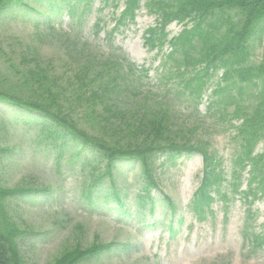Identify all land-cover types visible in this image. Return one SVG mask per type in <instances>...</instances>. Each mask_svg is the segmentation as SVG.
Returning <instances> with one entry per match:
<instances>
[{"label": "rangeland", "instance_id": "374dc122", "mask_svg": "<svg viewBox=\"0 0 264 264\" xmlns=\"http://www.w3.org/2000/svg\"><path fill=\"white\" fill-rule=\"evenodd\" d=\"M23 1L37 13L13 7L0 15V77L13 81L14 66L37 60L50 65L49 75L64 88L84 68L90 75L102 73L114 52L136 65L139 73L129 75L105 99L123 104L124 112L135 111V122L142 120L141 114L167 115L173 139L201 144L217 156L227 195V202L216 196L210 212L198 220L190 202L201 178V156L183 155L172 163L161 156L155 160L158 188L142 207L138 196L143 181L137 163L116 162L114 186L103 176L93 187L105 167L95 152L87 148L78 153L77 143L49 139L44 120L0 103V186L23 192L1 203L0 221L7 220L17 229L15 241L23 264H54L66 251L95 245L106 249L80 264H264V244L251 245L253 235L264 236V198L257 196L248 204L251 199L245 201L242 193L233 194L229 188L233 173L240 169L236 128L241 120L234 117L232 102L252 110L259 102L261 84L214 94L224 87L219 70L201 99L193 100L182 85L192 68L180 58L174 63L167 57L169 45L163 52L146 45L145 34L156 21L144 8L111 38L108 34L125 0L118 1L117 10L104 0ZM98 22L103 30L96 35ZM182 29L173 22L166 31L172 38ZM258 39H253L255 65L262 63L264 54V35L260 43ZM85 106L76 103L79 119H85ZM83 127L99 131L87 121ZM253 155L262 156L264 163V139ZM248 171L249 167L239 175V192L247 189ZM114 189L120 204L114 201Z\"/></svg>", "mask_w": 264, "mask_h": 264}, {"label": "trees", "instance_id": "16d2710c", "mask_svg": "<svg viewBox=\"0 0 264 264\" xmlns=\"http://www.w3.org/2000/svg\"><path fill=\"white\" fill-rule=\"evenodd\" d=\"M118 1L104 0L105 5L112 3L114 10L118 9ZM123 4L108 35L112 38L119 28L134 22L137 13L144 8L156 21V26L145 34L146 45L156 52H163L165 46L169 45L171 51L167 57L174 63L180 58L185 67L192 68L189 78L182 82L184 92L191 99H201L206 85L219 70H222L224 87L214 94L225 93L236 86H240L241 90L243 85L256 87V83L261 84L259 102L252 110L240 107L234 99L232 102L233 115L241 120L236 128L240 145L236 164L240 169L233 173L229 188L233 194L242 193L245 201L251 199L248 204H252L257 196L264 198L263 157L253 155L256 144L264 139V54L262 63H252L253 39L259 36L260 43L264 35V0H125ZM13 7L37 13L23 0H0V15ZM173 22L182 25L183 29L177 36L169 38L166 30ZM100 24L95 25L96 35L103 30ZM108 60L109 64L102 73L90 75V70L84 68L77 78L69 80L73 82L72 85L64 88L55 76L49 75L50 65L43 66L37 60L25 65L20 63L14 66L15 80L0 77V103L44 120L49 139L77 143L81 147L78 153L87 148L95 152L98 162H103L105 167L94 180L93 187L103 176L108 177L111 186H114L112 171L116 162L137 163L143 181L138 196L142 207L150 199L151 191L158 188L155 160L164 156L167 162L172 163L183 155H200L201 178L192 195L190 208L198 220H203L216 196L227 202V195L222 191L224 174L217 156L201 144L194 146L173 139L169 133L167 115L146 118L143 114H137L142 120L135 122V111L124 112L123 104L105 99V95L113 96L129 75L139 73L136 65L117 57L114 52ZM183 77L185 74L179 76ZM76 103L86 105L85 119L77 117ZM85 121L97 125L99 131L94 128L92 132L88 131L83 127ZM248 167L250 178L247 189L239 192V175ZM19 194L23 192L0 186V210H3V201ZM113 197L120 204L115 189ZM168 205L171 207L169 202ZM18 235L17 229L7 220L3 223L0 221V264H23L15 241ZM253 237L251 245L261 248L264 236ZM245 240L250 241L247 234ZM105 249L99 245L87 249L75 247L64 252L54 264H80Z\"/></svg>", "mask_w": 264, "mask_h": 264}]
</instances>
